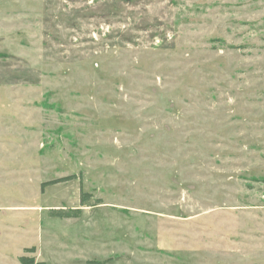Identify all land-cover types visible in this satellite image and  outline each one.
<instances>
[{"label": "rangeland", "instance_id": "rangeland-1", "mask_svg": "<svg viewBox=\"0 0 264 264\" xmlns=\"http://www.w3.org/2000/svg\"><path fill=\"white\" fill-rule=\"evenodd\" d=\"M22 255L264 264V0H0V264Z\"/></svg>", "mask_w": 264, "mask_h": 264}, {"label": "trees", "instance_id": "trees-1", "mask_svg": "<svg viewBox=\"0 0 264 264\" xmlns=\"http://www.w3.org/2000/svg\"><path fill=\"white\" fill-rule=\"evenodd\" d=\"M72 177L68 176V177H63V178H58L55 180H51L48 181L46 183H44V185H48V184H53V183H57L60 181H64V180H69ZM83 200H85V197H82ZM80 214V209H54L51 211V215H55V216H60V217H71V216H78ZM34 249H28V251H33ZM20 261L21 264H34L35 259L33 257H30L28 255H22L20 257Z\"/></svg>", "mask_w": 264, "mask_h": 264}]
</instances>
